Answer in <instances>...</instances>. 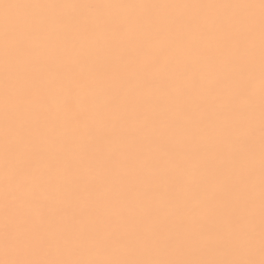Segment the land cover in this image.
<instances>
[{
    "label": "snow or ice",
    "instance_id": "1",
    "mask_svg": "<svg viewBox=\"0 0 264 264\" xmlns=\"http://www.w3.org/2000/svg\"><path fill=\"white\" fill-rule=\"evenodd\" d=\"M0 264H264V0H0Z\"/></svg>",
    "mask_w": 264,
    "mask_h": 264
}]
</instances>
